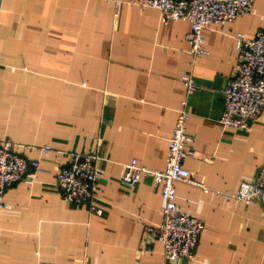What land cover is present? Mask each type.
Listing matches in <instances>:
<instances>
[{
	"label": "crops",
	"instance_id": "obj_1",
	"mask_svg": "<svg viewBox=\"0 0 264 264\" xmlns=\"http://www.w3.org/2000/svg\"><path fill=\"white\" fill-rule=\"evenodd\" d=\"M128 1L0 0V140L39 163L31 183L4 193L0 264H165L161 245L145 238L162 220L153 180L132 189L120 180L132 161L164 170L183 101L195 155L182 165L208 191L174 184L177 212L203 230L195 261L170 264H264V214L231 198L264 166V111L249 133L219 123L238 62L234 38L264 31V0L233 23L207 26V55L194 60L186 22L162 24L158 11ZM188 72L197 88L186 96ZM71 153L101 159L100 216L64 202L55 185Z\"/></svg>",
	"mask_w": 264,
	"mask_h": 264
},
{
	"label": "built area",
	"instance_id": "obj_2",
	"mask_svg": "<svg viewBox=\"0 0 264 264\" xmlns=\"http://www.w3.org/2000/svg\"><path fill=\"white\" fill-rule=\"evenodd\" d=\"M127 3L135 4L141 10L150 8L158 11L160 22L165 25L186 22L189 32L185 41L188 53L194 60L207 55L203 48V30L209 25L235 22L249 12L252 0H141L138 3L129 0ZM234 40L238 62L222 91L223 112L219 123L224 128L249 133L252 123L264 111V31L252 39L238 33ZM181 82L186 96L197 88L191 72L185 74ZM190 116L186 101H183L168 140L163 171L148 170L132 161L125 167L120 180L121 185L128 189L136 186L142 176L153 180L154 188L163 201L160 209L162 220L156 226H146L145 238L161 245L165 264L194 262L203 230V223L199 219L178 213L175 202V183L198 187L204 193L208 191L182 165L185 158L195 155L192 150L194 140L186 132ZM18 147L8 140H0V210L8 209L3 203L5 191L19 182L31 183L38 172V161L22 157L16 152ZM40 152L46 156L50 147L44 146ZM67 160L55 177L62 200L70 206L82 207L89 214L100 216L102 211L95 203L102 192L103 175L97 165L101 159L93 154L71 153L67 154ZM231 198L244 206L256 203L264 214V166L257 170L252 182L241 183Z\"/></svg>",
	"mask_w": 264,
	"mask_h": 264
},
{
	"label": "rangeland",
	"instance_id": "obj_3",
	"mask_svg": "<svg viewBox=\"0 0 264 264\" xmlns=\"http://www.w3.org/2000/svg\"><path fill=\"white\" fill-rule=\"evenodd\" d=\"M196 253V252H195ZM196 255V254H195Z\"/></svg>",
	"mask_w": 264,
	"mask_h": 264
}]
</instances>
